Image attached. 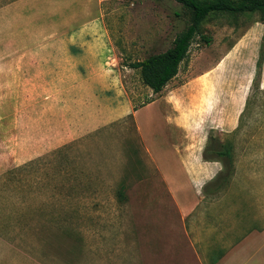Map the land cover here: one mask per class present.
Here are the masks:
<instances>
[{"label":"rangeland","instance_id":"obj_1","mask_svg":"<svg viewBox=\"0 0 264 264\" xmlns=\"http://www.w3.org/2000/svg\"><path fill=\"white\" fill-rule=\"evenodd\" d=\"M103 9L116 59L99 88L23 86L19 78L27 80L31 74L19 70L15 53L8 51L31 44L20 38L14 15L0 19V49L8 50L0 54V224L7 227L0 239V264H145L143 210L151 209L152 201L143 198L142 184L136 185L148 163L138 128L129 115L103 128L110 119L85 127L83 119L71 115H79L76 111L87 104L124 111L131 101L142 109L139 125L146 145L159 159L164 154L172 162L173 168L160 161L165 171H174L177 161L165 124L153 111L179 110L185 116L194 112L204 123L209 110L223 109L224 88L238 94L255 78L259 49L264 47L258 14L211 15L178 77L154 94L130 64L171 48L189 27L192 12L174 0H104ZM57 12L47 16L48 23H43L45 15H38L35 26L22 27L52 34L66 31L65 19ZM192 80L197 81L187 96L175 95ZM157 99L158 105L143 109ZM94 128L100 129L87 133ZM41 158H48L45 164L50 165L40 164L15 179L6 177ZM122 185L128 188L126 199L119 197ZM159 195L164 198L157 208L175 210L164 191ZM21 204L26 207L20 209ZM17 220L18 227H8ZM59 225L69 231L68 237L60 234Z\"/></svg>","mask_w":264,"mask_h":264},{"label":"crops","instance_id":"obj_2","mask_svg":"<svg viewBox=\"0 0 264 264\" xmlns=\"http://www.w3.org/2000/svg\"><path fill=\"white\" fill-rule=\"evenodd\" d=\"M103 6L104 0H0V19L14 15L20 38L31 44L10 51L0 49V54L15 53L17 68L31 74L27 80L19 78L23 86L99 88L105 72L114 70L116 59ZM56 8L57 15L65 19L66 31L52 34L22 27L24 23L35 26L38 15H45L43 23H48L47 16L55 14ZM261 50L260 46L255 78L238 94L224 88L223 109L209 110L206 122L201 123L194 112L185 116L179 110L153 111L165 124L169 149L177 161L174 171H165L161 166L168 163L173 168L172 162L166 161L164 154L159 159L155 149L146 145L139 125L142 109L135 111L131 101L124 111L97 110L87 104L76 111L79 115H71L83 119L85 127L110 119L100 128L129 115L138 128L149 164L145 162L143 176L136 185L142 184L143 198L152 201L151 209L143 210L145 264H264V57L258 69ZM196 81L177 88L175 95L187 96ZM212 82L215 86L216 81ZM159 101L143 109H152ZM165 107L171 109L168 103ZM221 145L222 159L205 160L206 149ZM226 166H230L231 175L223 184L221 175ZM138 171L135 164L133 172ZM123 186L120 190L124 189L127 197L128 188ZM162 191L175 210L157 208L158 200L164 198L159 195Z\"/></svg>","mask_w":264,"mask_h":264},{"label":"trees","instance_id":"obj_3","mask_svg":"<svg viewBox=\"0 0 264 264\" xmlns=\"http://www.w3.org/2000/svg\"><path fill=\"white\" fill-rule=\"evenodd\" d=\"M177 3L183 5L185 8L192 12L191 23L189 27L180 33L173 42L171 48L167 51L155 55H151L142 61H136L130 64V68L134 70H139L143 84L150 88L154 94H160L167 85L174 80L180 72L181 65L186 61L189 56L190 49L193 41L200 36L202 33V27L207 19L211 15L217 14H228V15H255L260 16L259 22L264 24V0H174ZM264 40V38H263ZM209 42V40H207ZM261 60L258 62V69L262 67V59L264 57V47L261 48ZM260 75V71L258 73ZM148 102L146 105L152 103ZM138 111V108H134ZM223 158L224 153L222 150V145L218 148H213L211 150L206 149L204 153V158L207 161H211L214 158ZM48 158H41L29 162L28 164L15 168L6 174L9 180L15 179V177L20 174H29L34 168H38L40 164H45ZM226 172L221 175L222 183L224 184L231 175L230 166H226ZM60 174L65 175L64 171ZM50 177V174L47 173ZM126 188V186H123ZM125 190H120V199H126L124 192ZM26 206L21 204L20 209H24ZM13 208H17V204L13 205ZM8 224V227H18L20 222ZM6 228L4 225L0 224V239L3 240L6 233ZM24 231L23 226L20 228ZM58 230L62 236L68 237L70 235L69 231L63 226L59 225ZM78 235V234H77Z\"/></svg>","mask_w":264,"mask_h":264}]
</instances>
